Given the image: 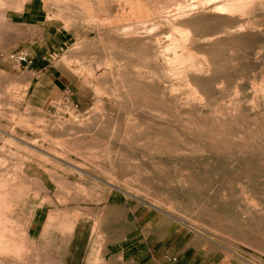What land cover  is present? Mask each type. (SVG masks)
<instances>
[{"label":"rangeland","instance_id":"obj_1","mask_svg":"<svg viewBox=\"0 0 264 264\" xmlns=\"http://www.w3.org/2000/svg\"><path fill=\"white\" fill-rule=\"evenodd\" d=\"M122 1L0 0V263L264 264V0Z\"/></svg>","mask_w":264,"mask_h":264},{"label":"bare ground","instance_id":"obj_2","mask_svg":"<svg viewBox=\"0 0 264 264\" xmlns=\"http://www.w3.org/2000/svg\"><path fill=\"white\" fill-rule=\"evenodd\" d=\"M84 1H85V0H84ZM95 1H96V0H95ZM120 1H121V0H120ZM123 1H124V0H123ZM123 1H122V2H123ZM147 1H149V0H147ZM154 1H155V0H153V3H154ZM168 1H169V0H168ZM172 1L176 3V0H175V1L172 0ZM180 1H181V0H180ZM180 1L177 0V2H180ZM184 1H185V0H184ZM184 1H181V2H180V5H181V3H183ZM199 1H200V4L203 5V3L201 2V0H199ZM216 1H217V0H216ZM219 1H220V0H219ZM240 1H241V0H240ZM242 1H245V0H242ZM255 1L258 2L257 0H255ZM122 2H121V3H122ZM136 2H137V0H136ZM139 2H140V1H139ZM141 2H142V1H141ZM149 2H150V1H149ZM157 2H158V1H157ZM164 2H167V1H163V2H162L163 4L160 3V1H159L158 3H160V4L162 5V8L165 9L166 7H164V6H167L168 4L165 5ZM169 2H170V1H169ZM185 2H186V1H185ZM203 2H204V1H203ZM206 2H207V1H206ZM210 2H211V1H210ZM214 2H215V1H214ZM252 2L254 3V1H252ZM262 2H263V1H262ZM100 3H101V2H100ZM100 3H98V4H100ZM123 3H124V2H123ZM126 3H127V2H126V0H125L124 5H125ZM132 3H133V2H132ZM137 3H138V2H137ZM144 3H145V2H144ZM146 3H147V2H146ZM150 3H151V2H150ZM153 3H152V5H153ZM170 3H171V2H170ZM204 3H205V2H204ZM237 3H238V0H224V1L220 2V3H216V2L213 3V6H214V5H217V4H220V6H218V7H219L218 10H223V11H224V10H229V11H232V10H234V7L237 8V6H239ZM243 3H244V2H243ZM246 3H247V2H246ZM246 3H245V4H246ZM248 3H250V2H248ZM260 3H261V2H260ZM65 4H66V3H65ZM133 4H134V3H133ZM133 4H131V5H133ZM154 4H155V3H154ZM160 4H159V5H160ZM177 4H178V3H177ZM185 4H186V3H184L183 6H184ZM207 4H208V3H207ZM236 4H237V5H236ZM239 4H240V3H239ZM251 4H252V3H251ZM88 5H90V4H88ZM127 5H128V3H127ZM131 5L129 4V7H130ZM138 5L140 6V4H138ZM150 5H151V4H150ZM163 5H164V6H163ZM171 5H172V4H170L169 7H171ZM175 5H176V4H175ZM175 5H174V6H175ZM252 5H253V4H252ZM261 5H262V4H261ZM120 6H121V5H120ZM136 6H137V5H136ZM136 6H135V7H136ZM139 6H137V7H139ZM141 6H142V5H141ZM141 6H140V7H141ZM144 6H146V5H144ZM155 6H156V5H154V10H155V8H157V7H155ZM157 6H158V4H157ZM183 6H182V7H183ZM213 6H212V7H213ZM241 6H243V5L241 4ZM250 6H251V5H250ZM253 6H254V5H253ZM131 7H132V6H131ZM167 7H168V6H167ZM169 7H168L167 9H169ZM175 7H176V6H175ZM185 7H186V6H185ZM198 7H199V6H198ZM203 7H204V6H203ZM239 7H240V6H239ZM247 7H249V6H247ZM262 7H263V6H262ZM126 8H128V6H127ZM145 8H147V7H145ZM171 8H172V7H171ZM176 8H177V7H176ZM199 8H200V7H199ZM213 8H214V7H213ZM216 8H217V7H216ZM216 8H214V9H216ZM120 9H121V7H120ZM122 9H123V8H122ZM128 9H130V8H128ZM148 9H149V8H148ZM160 9H161V8H160ZM172 9H173V8H172ZM178 9L183 10V9L180 8V7H179ZM189 9H192V8L189 7ZM202 9H203V8H202ZM204 9H205V8H204ZM240 9H241V8H240ZM248 9H249V8H248ZM248 9L246 8V11H247ZM92 10H93V8H92ZM130 10H131V9H130ZM135 10H136V9H135ZM141 10L143 11L144 9H143V8L140 9L138 15H136V16H140L141 18H142V17H144V18L148 17V15H146L147 12L144 13L146 9L143 11V13L140 12ZM161 10H163V9H161ZM169 10H170V9H169ZM176 10H177V9H176ZM181 10H179V11H181ZM186 10L188 11V9H186ZM198 10H199V9H198ZM237 10H238V8H237ZM252 10H253V9H252ZM137 11H138V8H137ZM137 11H136V12H137ZM158 11H159V10H158ZM165 11H166V9H165ZM165 11L163 10V14H164ZM174 11H175V10H174ZM183 11H185V10H183ZM183 11H182V13H183ZM189 11H190V10H189ZM196 11H197V10H196ZM199 11H200V10H199ZM238 11H239V10H238ZM241 11H244V12H245V8H244V10L241 9ZM133 12H134V11H133ZM133 12H128V14H129V15H130L131 13L133 14ZM136 12H135V13H136ZM177 12H178V11H177ZM192 12H193V10H192ZM226 12H227V11H226ZM226 12H225V13H226ZM232 12H233V11H232ZM236 12H237V11H235V13H236ZM253 12H254V11H253ZM121 13H122V12H121ZM125 13H126V12H123V16H126V15H124ZM149 13H150V12H149ZM157 13H158V12H157ZM165 13H166V12H165ZM175 13H176V12H175ZM190 13H191V12H190ZM216 13H219V14H220L219 11H217ZM222 13H223V12H222ZM227 13H228V12H227ZM227 13H226V14H227ZM238 13H239V12H238ZM250 13H251V12H250ZM152 14H153V13H152ZM154 14H156V13L154 12ZM160 14H161V13H160ZM179 14H181V13H179ZM186 14H187V13H186ZM228 14H229V13H228ZM231 14H233V13H230L229 15H231ZM236 14H237V13H236ZM241 14H242V13H241ZM246 14L248 15V13L245 12V13H244V17H246V16H245ZM121 15H122V14H121ZM158 15H159V14H158ZM229 15H228V16H229ZM233 15H234V14H233ZM239 15H240V14H239ZM91 16H92V15H91ZM131 16H132V15H131ZM133 16H134V15H133ZM153 16H154V15H153ZM164 16H165V15H164ZM183 16H184V15H183ZM241 16H242V15H241ZM248 16H249V15H248ZM92 17H93V16H92ZM134 17H135V16H134ZM149 17H150V16H149ZM160 17H162V16H160ZM237 17H238V15H237ZM242 17H243V16H242ZM242 17H241V18H242ZM109 18H110V17H109ZM135 18H136V17H135ZM144 18H142V19H144ZM151 18H152V17H151ZM151 18H150V19H151ZM153 18H154V17H153ZM184 18H186V16H185ZM106 19H108V18H106ZM110 19H111V18H110ZM116 19H118V18L116 17ZM116 19L114 18V19H111V20H116ZM121 19H122V18H121ZM132 19H133V18H132ZM132 19H131V20H132ZM137 19H138V18H137ZM154 19H155V18H154ZM182 19H183L182 16H176V17H174V20L172 19V20H173L172 23H177L178 21H181ZM102 20H103V19H102ZM111 20H110V22L114 23V22L111 21ZM119 20H120V19H119ZM126 20H127V22H128L127 17H126ZM129 20H130V19H129ZM139 20H140V19H139ZM147 20H148L147 18L144 20V21L146 22V24H144L142 27L139 26V25H137V26L135 25L134 27H129V28L124 29V32H123V33H124V36H122L123 39L131 40V41H132V40H135L138 36H140V33L138 32L139 29H148V28H150V27H149V24H150L151 22H149V23L147 24ZM158 20H161V19H158ZM232 20H233V19H232ZM248 20H249V19H247V21H248ZM250 20H251V19H250ZM104 21H105V20H104ZM133 21H135V20H133ZM136 21H137V20H136ZM140 21H141V20H140ZM155 21H156V20H155ZM162 21H163V20H162ZM243 21H244V20H243ZM110 22H109V24H110ZM102 23H103V22H102ZM106 23H107V22H106ZM140 23H142V22H140ZM161 23H162V22H161ZM170 23H171V22H170ZM225 23H226V22H225ZM225 23H224V25H225ZM228 23H229V22H228ZM233 23H234V22H233ZM99 24H100V23H99ZM104 24H105V23H104ZM104 24H103V25H104ZM114 24H116V23H114ZM123 24H124V23H123ZM136 24H137V23H136ZM151 24L153 25L154 22H152ZM163 24H166V23L164 22ZM168 24H169V23H168ZM168 24H166V28L169 27V26L167 27ZM229 24H230V23H229ZM245 24H246V23H245ZM105 25H106V24H105ZM107 25H108V24H107ZM116 25H117V24H116ZM141 25H142V24H141ZM158 25H159V23L157 24V26H158ZM171 25H172V24H171ZM173 25H174V24H173ZM226 25H227V23H226ZM226 25H225V26H226ZM150 26H151V25H150ZM160 26H161V25H160ZM234 26H235V25H234ZM253 26H254V25H253ZM152 27H153V26H152ZM171 27H172V26H171ZM171 27H170V28H171ZM178 27H179V26H177V28H178ZM239 27H240V26H239ZM107 28H108V27H107ZM153 28H154V27H153ZM164 28H165V27H164ZM173 28H174V27H173ZM173 28H172V29H173ZM230 28H231V27H230ZM150 29H151V28H150ZM155 29H157V27H156ZM172 29H170V31H171ZM175 29H176V28H175ZM175 29H174V30H175ZM179 29H180V27H179ZM182 29H183V28H182ZM182 29H181V30H182ZM186 29H187V28H186ZM186 29H185V31H186V33H187V30H188V29H187V30H186ZM224 29H225V28H224ZM236 29H237V28H236ZM153 30H154V29H153ZM229 30H230V29H229ZM229 30H228V31H229ZM240 30H241V29H240ZM242 30H243V29H242ZM113 31L115 32V30H113ZM168 31H169V30H168ZM225 31H226V30H225ZM237 31H238V30H237ZM140 32H141V31H140ZM164 32H165V31H164ZM188 32H190V34H191V31H188ZM170 33H171V32H170ZM172 33H173V30H172ZM172 33H171L170 35H172ZM229 33H230V32H229ZM113 34H114V36H116L115 33H113ZM143 34H145L144 36H149V35L151 34V30H149L147 33L145 32V33H143ZM173 34H174V33H173ZM175 34H176V33H175ZM180 34H181V33H180ZM188 34H189V33H187V35H188ZM235 34H236V33H235ZM110 35H111V34H110ZM117 35H118V34H117ZM168 35H169V32H168ZM192 35H193V34H192ZM194 35H195V34H194ZM216 35H217V34H216ZM218 35H219V34H218ZM166 36H167V35H166ZM174 36H175V35H173V37H174ZM177 36H178V35H177ZM188 36H189V35H188ZM98 37H99V36H98ZM105 37H107V36H105ZM112 37H113V36H112ZM151 37H152V36H151ZM161 37H162V36H161ZM168 37H169V36H168ZM170 37H171V36H170ZM170 37H169V38H170ZM173 37H172V38H173ZM189 37H190V36H189ZM216 37H217V36H216ZM116 38H117V37H116ZM153 38H154V39H153ZM162 38H163V37H162ZM164 38H167V37H164ZM178 38H179V37H178ZM181 38H182V37H181ZM181 38H179V39H181ZM186 38H187V37H186ZM197 38H198V37H197ZM152 39L155 41L156 38H155V37H152ZM173 39H174L175 41L177 40V38H176V39L173 38ZM206 39H207V37H206ZM206 39H205V40H206ZM148 40H149V39H148ZM148 40H146L145 42H148ZM162 40H163V39H162ZM174 40H173V42H174ZM183 40H184V39H183ZM183 40H182V42H183ZM187 40H188V38H187ZM189 40H190V39H189ZM203 40H204V39H203ZM149 41H151V39H150ZM158 41H159V40H158ZM163 41H164V40H163ZM163 41H162V43H163ZM168 41H170V40L168 39ZM171 41H172V40H171ZM184 41H185V40H184ZM195 41H196V40H195ZM222 41H223V40H222ZM166 42H167V41H166ZM179 42H180V41H179ZM186 42H188V41H186ZM210 42H211V41H210ZM153 43H155V42H153ZM160 43H161V42H160ZM170 43H171V42H170ZM174 43H175V42H174ZM177 43H178V42H177ZM166 44H167V43H166ZM166 44H165V45H166ZM183 44H184V43H181V44H180V45H181V48L183 47ZM169 45H170V44H169ZM172 45H173V44H172ZM174 45H176V44H174ZM184 45H185V44H184ZM157 46H158V45H157ZM177 46H178V45H177ZM177 46H176V47H177ZM109 47H110V44H109ZM170 47H171V46H170ZM178 47H179V46H178ZM185 47H186V45H185ZM187 47H188V46H187ZM189 47H190V46H189ZM164 48H165V46H164ZM164 48L162 47V50H164ZM172 48H173V47H172ZM172 48H171V50H172ZM152 49H153V48H152ZM154 49H156V48H154ZM165 49H167V48H165ZM173 49H174V48H173ZM179 49H180V47H179ZM179 49H177V50H179ZM160 50H161V49H160ZM162 50H161V51H162ZM175 50H176V49H175ZM181 50H182V49H181ZM191 50H192V49H191ZM191 50H190V53H188L190 56H191ZM151 51H152V50H151ZM164 51H165V50H164ZM167 51L170 52V51H169V48H168ZM167 51H166V53H167ZM172 51H173V50H172ZM185 51H186V50H185ZM187 51H188V50H187ZM158 52H159V51H158ZM162 52H163V51H162ZM162 52H161V54H163ZM179 52L181 53V51H179ZM125 53H126V52H125ZM164 53H165V52H164ZM176 53H178V52H176ZM182 54H184V53H182ZM185 54H186V52H185ZM192 54H193V53H192ZM152 55H153V54H152ZM171 55H172V54H171ZM177 55L179 56V54H177ZM193 55H194V54H193ZM153 56H154V55H153ZM167 56L169 57V55H167ZM167 56H166V58H168ZM182 56H183V55H182ZM182 56H181V57H182ZM184 56H185V55H184ZM190 56H189V58H190ZM197 56H198V55H197ZM174 57H175V56H174ZM185 57H186V56H185ZM200 57H201V56H200ZM154 58H155V57H154ZM170 58H172V57H170ZM170 58H169V60H170ZM177 58H179V57L176 56V59H177ZM189 58H188V59H189ZM191 58H192V57H191ZM203 58H204V57H203ZM203 58H202V59H203ZM159 59H160V58H159ZM173 59H174V58H173ZM182 59H183V58H182ZM182 59H180L179 61H181ZM184 59H185V58H184ZM194 59H195V58H194ZM109 60H110V59H109ZM160 60H161V59H160ZM167 60H168V59H167ZM186 60H187V59H186ZM189 60H190V59H189ZM105 61H106V60H105ZM165 61H166V60H165ZM165 61H164V63H165ZM174 61H175V60H174ZM192 61H193V59H192ZM192 61H191V62H192ZM100 62H101V61H100ZM118 62H119V61H118ZM118 62H117V63H118ZM158 62H159V61H158ZM181 62H182V61H181ZM185 62L187 63V61H185ZM185 62H183V63H185ZM194 62H196V61H193V63H194ZM109 63H111V62H109ZM109 63H108V64H109ZM166 63H167V62H166ZM166 63H165V64H166ZM171 63H173V62H171ZM178 63H179V62H178ZM183 63H182V65H183ZM189 63H190V61H189ZM196 63H197V62H196ZM196 63H194V64H196ZM199 63H200V61H199ZM98 64H99V63H98ZM165 64H164V65H165ZM168 64H169V63H168ZM175 64H176V63H175ZM175 64H173V65H175ZM190 64H191V63H190ZM201 64H202V63H201ZM177 65H178V64H177ZM180 65H181V64H180ZM199 65H200V64H199ZM202 65H203V64H202ZM107 66H108V65H107ZM165 66L167 67V65H165ZM170 66H172V65H170ZM188 66H189V64L187 65V67H188ZM191 66H192V64H191ZM194 66H197V64L194 65ZM200 66H201V65H200ZM203 66H204V65H203ZM132 67H133V66H132ZM135 67H136V66H135ZM135 67H133V69H136ZM172 67H173V66H172ZM208 67H209V66H208ZM208 67H207V68H208ZM100 68H102V67L100 66ZM117 68H118V67H117ZM168 68H169V67H168ZM182 68H184V67H182ZM182 68H181V69H182ZM109 69H110V68H109ZM171 69H172V68H171ZM178 69H179V68H178ZM184 69H185V68H184ZM188 69H189V67H188ZM188 69H186L185 72L188 73ZM198 69H199V67L197 68V70H198ZM201 69H202V67H201ZM201 69H200V71H201ZM119 70L121 71V68H119ZM124 70H125V69H124ZM166 70H167V69H166ZM169 70H170V68H169ZM191 70H192V69H191ZM191 70H189L191 73H193V72L196 73L195 71H193L194 68H193V70H192L193 72H192ZM91 71H92V69H91ZM115 71H117V70H115ZM139 71H140V70H139ZM144 71H145V70H144ZM179 71H181V73H182V70H179ZM179 71H178V74H179ZM200 71H199V72H200ZM101 72H103V71H100V73H101ZM134 72H135V71H134ZM149 72H150V71H149ZM165 72H166V71H165ZM176 72H177V71H176ZM90 73H91V72H90ZM93 73H94V72H93ZM103 73H104V72H103ZM103 73H102V74H103ZM109 73H110V72H109ZM115 73H116V72H115ZM117 73H118V72H117ZM117 73H116V74H117ZM136 73H137V72H136ZM181 73H180V74H181ZM194 73H193V74H194ZM105 74H106V73H105ZM172 74H173V73H172ZM183 74H184V73H183ZM183 74H181V76H182ZM92 75H93V74H92ZM119 75H120V74H119ZM137 75H138V74H137ZM148 75H149V73H148ZM166 75H167V74H166ZM174 76H175V74H174ZM185 76H186V74H185ZM141 77H142V76H141ZM167 77H168V76H167ZM152 78H153V76H152ZM115 79H116V78H114V80H115ZM120 79H121V78H120ZM139 79L141 80L140 77H139ZM97 80H98V79H97ZM117 80H118V79H117ZM143 80H144V79H143ZM145 80H147L148 82L150 81V80H148V79H145ZM186 80H187V79H186ZM181 81H182V80H181ZM116 82H117V81H116ZM150 82H151V81H150ZM182 82H183V81H182ZM182 82H180V83H182ZM184 82H185V81H184ZM187 82H189V81L187 80ZM187 82H186V84H187ZM120 83H122V82H120ZM151 83H152V82H151ZM179 85H180V84H179ZM119 86H120V85H119ZM121 86H122V85H121ZM123 87H124V86H123ZM123 87H121V90H122ZM131 88H132V87H131ZM115 89H116V88H115ZM128 90H129V89H128ZM113 91H114V90H113ZM113 91H112V92H113ZM116 91H117V90H116ZM131 91H133V90H131ZM119 92H120V91H119ZM129 92H130V91H128V93H129ZM190 92H191V91H190ZM194 92H195V91H194ZM125 93H126V92H125ZM130 93H131V92H130ZM192 93H193V92H192ZM108 94H109V93H108ZM119 95H120V94H119ZM192 95H193V94H192ZM197 95H198V94H197ZM109 96H110V95H109ZM118 97H119V96H118ZM161 97H162V95H161ZM162 98H163V97H162ZM196 98H197V97H196ZM114 100H115V98H114ZM180 101H181V100H180ZM147 105H148V104H147ZM147 110H148V109H147ZM155 111H156V110H155ZM37 128H38V127H37ZM39 131H40V130H39ZM30 141H31V140H30ZM52 141H53V140H52ZM48 142H49V144H50V140H49ZM31 143L33 144V142H31ZM34 143H35V142H34ZM53 143H54V142H53ZM37 144H38V143H37ZM59 144H60V143H59ZM39 145H40V144H39ZM39 145H38V146H39ZM42 145H43V144H41L40 146H42ZM51 145H52V144H51ZM61 145H62V143H61ZM54 146H55V145H54ZM59 146H60V145H59ZM63 146H64V145H63ZM65 147H66V145H65ZM67 147H68V146H67ZM70 147H71V146H70ZM40 148L42 149V147H40ZM43 149H44V147H43ZM49 149H50V147H49ZM53 149H54V148H53ZM46 150H47V149H46ZM67 150H68V149H67ZM89 150H90V149H89ZM47 151H48V150H47ZM51 151H53V150H50V153H51ZM71 151H73V150H71ZM39 152H40V150H39ZM54 152H55V151H54ZM62 152H63V151H62ZM42 153H43V152H42ZM55 153H56V152H55ZM30 154H31V153H30ZM43 154H44V153H43ZM59 154H60V153H59ZM31 155H32V154H31ZM38 155H39V154H38ZM46 155H47V154H46ZM62 155H63V153H62ZM62 155H61V157H62ZM64 155H65V154H64ZM56 156H58V155H56ZM34 157H35V156H34ZM38 157H39V156H38ZM38 157H37V158H38ZM59 157H60V155H59ZM30 158H32V157H30ZM30 158H29V161H30ZM41 158L43 159V158H45V157H41ZM23 159H24V158H23ZM68 159H69V158H68ZM47 161H48V159H47ZM33 162H34V158H33ZM48 163H50V162H48ZM68 167H69V166H68ZM36 168H37V167H36ZM45 168H46V167H45ZM80 172H81V170H80ZM48 173H49V172H48ZM66 180H67V179H66ZM2 181H3V180H2ZM42 182H44V181H42ZM43 185H44V184H43ZM1 186H2V185H0V188H1ZM25 187H26V186H25ZM25 189H26V188H25ZM25 189H24V190H25ZM45 190H46V189H45ZM46 191H47V190H46ZM42 195H43V194H42ZM47 197H48V196H47ZM45 199H46V197H45ZM42 200H43V198H42ZM50 201H51V200H50ZM61 201H62V200H61ZM59 202H60V201H59ZM64 202H65V201H64ZM56 203H57V202H56ZM63 204H64V203H63ZM65 209H66V208H65ZM61 210H62V209H61ZM48 211H49V210H48ZM12 225H13V224H12ZM20 228H21V226H20ZM74 228H75V227H74ZM20 230H21V229H20ZM76 230H77V229H76ZM76 230H75V231H76ZM9 231H10V230H9ZM73 232H74V231H73ZM11 233H12V231H11ZM23 233H24V232H23ZM22 235H23V234H22ZM46 258H48V257H46Z\"/></svg>","mask_w":264,"mask_h":264},{"label":"crops","instance_id":"obj_3","mask_svg":"<svg viewBox=\"0 0 264 264\" xmlns=\"http://www.w3.org/2000/svg\"><path fill=\"white\" fill-rule=\"evenodd\" d=\"M30 214L29 219L32 221L34 219V215L38 212V207H32L30 208ZM26 213V209L23 208V215ZM24 218H26L27 222V215H24ZM11 221L12 219H8V216L4 213H0V254H4L3 256L6 257V254L8 255L12 251V233H11ZM72 225L69 227V230L71 233V238L69 241V249L67 251L66 256H64L61 259V264H72L76 260V250L73 248L76 241H83L84 237L81 233H79L77 229V225L71 223ZM32 226V225H31ZM27 227V231L30 229V227ZM75 227V228H74ZM10 230V231H9ZM76 230V231H75ZM74 231V232H73ZM102 245V243H101ZM105 245V242L103 243ZM92 246V245H91ZM66 261V262H65ZM2 264V263H0Z\"/></svg>","mask_w":264,"mask_h":264},{"label":"built area","instance_id":"obj_4","mask_svg":"<svg viewBox=\"0 0 264 264\" xmlns=\"http://www.w3.org/2000/svg\"><path fill=\"white\" fill-rule=\"evenodd\" d=\"M10 58L18 65L28 68L31 64L30 56L25 51H19L10 55Z\"/></svg>","mask_w":264,"mask_h":264}]
</instances>
